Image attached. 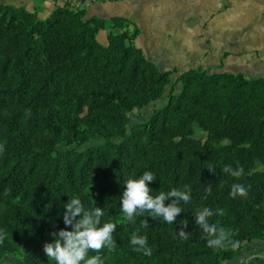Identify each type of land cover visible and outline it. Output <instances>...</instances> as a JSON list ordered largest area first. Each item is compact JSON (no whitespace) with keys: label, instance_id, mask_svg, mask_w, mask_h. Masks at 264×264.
I'll use <instances>...</instances> for the list:
<instances>
[{"label":"trees","instance_id":"trees-1","mask_svg":"<svg viewBox=\"0 0 264 264\" xmlns=\"http://www.w3.org/2000/svg\"><path fill=\"white\" fill-rule=\"evenodd\" d=\"M127 21L60 4L41 18L0 2V258L54 264L43 245L65 227L71 197L106 209L101 223L116 225L114 246L88 253L105 264H223L264 240V76L224 71L221 63L218 71L191 68L172 80L177 70L148 60L135 44L139 29ZM167 88L166 104L132 123L131 113ZM144 171L156 177L153 195L191 190L173 223L147 211L132 223L121 212L124 181ZM233 184L245 194L231 195ZM205 208L213 212L209 223L226 233L224 247H209L196 224ZM133 234L146 237L150 255L134 250Z\"/></svg>","mask_w":264,"mask_h":264},{"label":"crops","instance_id":"crops-1","mask_svg":"<svg viewBox=\"0 0 264 264\" xmlns=\"http://www.w3.org/2000/svg\"><path fill=\"white\" fill-rule=\"evenodd\" d=\"M0 2L37 10L41 18L48 16L58 4L55 0ZM128 2L142 8V16L137 22L123 16L129 20L126 28L139 29L135 44L159 69H176L177 72L173 74L175 78L184 70L198 67L212 71L221 68L252 77L264 76V0ZM107 3L110 2L95 3L86 10L87 16H100L99 6ZM191 3L197 6L200 16L194 27L189 21ZM104 31L103 38L107 43L108 31ZM221 63L222 67L219 68Z\"/></svg>","mask_w":264,"mask_h":264},{"label":"clouds","instance_id":"clouds-1","mask_svg":"<svg viewBox=\"0 0 264 264\" xmlns=\"http://www.w3.org/2000/svg\"><path fill=\"white\" fill-rule=\"evenodd\" d=\"M223 171L233 177H239L242 169L238 167L233 170L230 166H225ZM153 181H156V177L151 171H144L138 178H129L124 181L120 210L128 221L135 223V217L147 211L150 217L159 216L165 222L173 223L177 214L182 211L179 202L189 203L191 190L187 186L186 190L173 188L153 195L152 187L149 185V182ZM237 193L244 195L245 188L239 184H233L230 194L235 196ZM171 198L175 199L166 205L165 201ZM63 207L65 210L62 219L65 227L49 232L48 234L53 238L43 245L47 260L53 261L54 264H105L99 255L88 256V253L90 250L99 251L101 248L111 249L114 246L112 234L116 225L110 221L101 223V218L105 216L107 210L98 206L85 207L78 197H71ZM212 215L211 209L197 210L196 224L209 237L207 240L209 247H224L226 233L222 228L209 223L208 217ZM179 235L184 238L186 234L180 231ZM5 239L6 233L0 230V243H3ZM130 243L136 246L134 250L143 249L145 255L151 254L150 249L145 247L146 237L133 234ZM232 247L235 248L236 244Z\"/></svg>","mask_w":264,"mask_h":264},{"label":"rangeland","instance_id":"rangeland-1","mask_svg":"<svg viewBox=\"0 0 264 264\" xmlns=\"http://www.w3.org/2000/svg\"><path fill=\"white\" fill-rule=\"evenodd\" d=\"M131 0H118L112 1L107 4H101L99 6V15L103 17H107L109 15H122L131 18L134 21H138L139 18L142 16V8L135 7V5H130ZM197 6L191 3V13L189 17V21L193 24L192 27L196 25L197 22L200 20ZM129 21V20H128ZM127 21V22H128ZM105 31L101 30L97 36L98 40L106 44L104 40ZM174 74V73H173ZM172 74V80H175V76ZM181 89L180 85L175 87L176 92H179ZM169 92V88L165 95L158 101L151 103L150 105L142 108L137 109L131 113V120L132 123L137 121H141L150 117V115L154 112L156 108L162 107L167 102V94ZM196 137L204 138L205 133L198 127H195ZM0 264H27L20 255L17 254H10L3 258H0ZM223 264H264V240L255 239L247 244H245L243 252L241 256L236 257L231 260L223 261Z\"/></svg>","mask_w":264,"mask_h":264},{"label":"built area","instance_id":"built-area-1","mask_svg":"<svg viewBox=\"0 0 264 264\" xmlns=\"http://www.w3.org/2000/svg\"><path fill=\"white\" fill-rule=\"evenodd\" d=\"M60 5H67L71 9L78 11V10H88L94 5L95 3L99 2H111V1H118V0H55Z\"/></svg>","mask_w":264,"mask_h":264}]
</instances>
